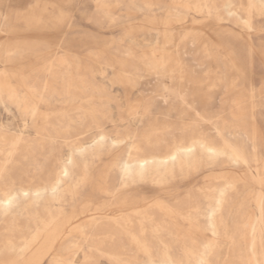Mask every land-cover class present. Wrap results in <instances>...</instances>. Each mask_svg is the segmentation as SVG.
I'll list each match as a JSON object with an SVG mask.
<instances>
[{"label":"rangeland","instance_id":"1","mask_svg":"<svg viewBox=\"0 0 264 264\" xmlns=\"http://www.w3.org/2000/svg\"><path fill=\"white\" fill-rule=\"evenodd\" d=\"M94 1L0 0V264H264L261 0Z\"/></svg>","mask_w":264,"mask_h":264},{"label":"bare ground","instance_id":"2","mask_svg":"<svg viewBox=\"0 0 264 264\" xmlns=\"http://www.w3.org/2000/svg\"><path fill=\"white\" fill-rule=\"evenodd\" d=\"M17 1V0H16ZM19 1V0H18ZM23 1V0H22ZM140 1V0H139ZM143 1V0H142ZM14 2V1H13ZM115 2H118L117 0H115L114 1V3ZM129 2L130 3H132V4H134L135 5V7L136 8H138L139 10H141L142 8H143V6L145 7V6H147L148 7V9L150 10L151 8L150 7H152V5H155L154 3H153V1H151L150 0V2L148 1V0H144L143 1V3H140L139 4V2L138 3H136V2H134L133 0H129ZM178 2H180L179 0H178ZM23 3V2H22ZM94 3H95V6H96V8L97 9H99V10H102L105 14H107V10H106V5L107 4H109L108 2H106L105 0H99L98 1V3H97V1H94ZM157 3V2H156ZM229 3H231L230 2V0H227V4H229ZM20 4V3H19ZM20 5H22V4H20ZM13 6V5H12ZM15 6H17V5H15ZM14 6V7H15ZM131 6V5H130ZM147 9V8H146ZM138 11V10H137ZM233 11V10H232ZM145 13V12H144ZM108 18L110 19V21H112L113 19H114V16L113 15H109L108 14ZM1 33V32H0ZM33 34H35V33H32V35ZM4 35V34H3ZM6 35V34H5ZM5 35H4V38H5ZM36 35V34H35ZM98 50H100V49H98ZM4 71V70H3ZM5 72V71H4ZM56 77V76H55ZM169 79V78H168ZM70 91V90H69ZM225 145H226V143H225ZM231 145H233V144H231ZM196 147V146H195ZM191 148V147H190ZM207 148V147H206ZM178 149V148H177ZM182 149V148H181ZM188 149V148H187ZM238 149H240V148H238ZM179 150V149H178ZM184 150V149H183ZM186 150V149H185ZM209 150V149H208ZM212 150V149H211ZM215 150V149H214ZM213 150V151H214ZM216 151H218V150H216ZM220 151V150H219ZM237 152H238V150H237ZM239 153V152H238ZM174 155H176V153L174 152V153H172L171 154V156H174ZM147 156V155H146ZM170 156V155H169ZM240 156V155H239ZM152 157V156H151ZM154 157V156H153ZM166 157H168V155L167 156H163L162 158L164 159V158H166ZM160 159V158H159ZM145 160H148V159H143V160H140L141 162H145ZM148 164V163H147ZM173 165V164H172ZM174 166V165H173ZM180 170V169H179ZM64 173H66V175H69V169L68 168H65L64 169ZM173 174V173H172ZM174 176V175H173ZM151 177V176H150ZM58 182H60V179H58L57 178V180L55 181V188L53 189V190H51V192H52V199H55V200H57L58 199V197H59V195L57 194V191H56V189H57V184H58ZM241 184V183H240ZM110 186V185H109ZM111 197V196H110ZM8 201V200H7ZM166 204V203H165ZM169 206V205H168ZM170 207V206H169ZM252 208H253V206H252ZM262 212V211H261ZM116 214H120V212H115ZM122 214V213H121ZM124 214V213H123ZM151 214V213H150ZM53 215V214H52ZM181 215V214H180ZM111 216V215H110ZM115 216V215H114ZM259 218V217H258ZM137 220H138V218H137ZM131 221V220H130ZM261 221V220H260ZM142 222V221H141ZM121 223V222H120ZM123 223V222H122ZM143 223V222H142ZM160 224V223H159ZM55 225V227H54V229H53V242H56L57 241V239H58V237H60V236H62L61 235V232H57V227H56V224H54ZM145 225V224H144ZM161 225H163V224H161ZM123 227H124V225H123ZM130 227V226H129ZM142 228V227H141ZM155 228V227H154ZM57 229V230H56ZM143 229V228H142ZM157 229V228H156ZM66 230V229H65ZM126 230V229H125ZM152 230V229H151ZM141 231V230H140ZM158 232V231H157ZM160 232V231H159ZM2 233V232H1ZM11 235V234H10ZM18 235V234H17ZM156 235H157V233H156ZM160 235V234H159ZM71 241H73V240H71ZM74 242V241H73ZM18 243V242H17ZM82 244H78V246L80 247ZM67 246H68V244H67ZM69 246H71V245H69ZM146 246V245H145ZM166 246V245H165ZM172 247V246H171ZM196 247V246H195ZM150 248V247H149ZM191 250V249H190ZM160 251V250H159ZM158 252V251H157ZM167 255V254H166ZM54 260V259H53ZM73 261V260H72ZM157 262V261H156ZM167 263V262H166ZM181 263V262H180Z\"/></svg>","mask_w":264,"mask_h":264},{"label":"crops","instance_id":"3","mask_svg":"<svg viewBox=\"0 0 264 264\" xmlns=\"http://www.w3.org/2000/svg\"><path fill=\"white\" fill-rule=\"evenodd\" d=\"M95 8H96V6H95ZM97 9V8H96ZM97 11L100 13V14H105L102 10H99V9H97ZM6 35H5V38H4V41L3 42H1V46H2V48H6V47H8L9 46V44H10V40H9V38H10V36H9V34H7V33H5ZM12 35H14V32L12 31ZM12 41V40H11ZM14 42V40L11 42V43H13ZM116 212H120V211H116Z\"/></svg>","mask_w":264,"mask_h":264},{"label":"snow or ice","instance_id":"4","mask_svg":"<svg viewBox=\"0 0 264 264\" xmlns=\"http://www.w3.org/2000/svg\"><path fill=\"white\" fill-rule=\"evenodd\" d=\"M261 12H262V14H264V0H261ZM256 8V5L255 4H249L248 5V10H249V15H251L252 14V11H253V9H255ZM9 203H11V200H9ZM262 210H264V209H262Z\"/></svg>","mask_w":264,"mask_h":264}]
</instances>
